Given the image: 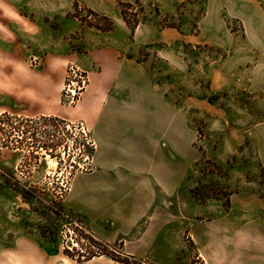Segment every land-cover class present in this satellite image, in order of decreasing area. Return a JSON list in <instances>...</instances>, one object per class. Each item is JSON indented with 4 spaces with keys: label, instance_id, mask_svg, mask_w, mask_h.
Instances as JSON below:
<instances>
[{
    "label": "crops",
    "instance_id": "1",
    "mask_svg": "<svg viewBox=\"0 0 264 264\" xmlns=\"http://www.w3.org/2000/svg\"><path fill=\"white\" fill-rule=\"evenodd\" d=\"M188 1L0 0V116L87 124L97 145L95 168L71 178L62 206L101 241L121 244L124 255L151 264H189L188 231L201 257L198 264H264V195L257 188L245 181L230 192L225 212L208 219L198 215L210 205L185 197L184 182L199 159L197 152L182 151L194 149L196 128L189 115L214 113L216 107L194 96L171 102L167 85L155 80L151 58L133 56L141 47L159 45L155 55L182 73L187 65L177 43L215 45L224 52L207 65L211 90L241 85L258 92L264 86V3L204 0L194 31L155 24L139 13L131 27L120 7L130 2L143 15L150 7L164 18ZM74 2L109 17L111 28L81 25L71 16ZM32 57L40 59L38 66L30 64ZM70 62L90 79L75 106L61 99ZM0 259L1 264H54L56 254L19 235L0 244ZM79 264L130 263L100 255Z\"/></svg>",
    "mask_w": 264,
    "mask_h": 264
},
{
    "label": "rangeland",
    "instance_id": "2",
    "mask_svg": "<svg viewBox=\"0 0 264 264\" xmlns=\"http://www.w3.org/2000/svg\"><path fill=\"white\" fill-rule=\"evenodd\" d=\"M79 6L86 5L73 3L71 16L75 19ZM203 7L204 0H190L164 18L154 8L147 7L144 15L137 4L124 8L129 16L139 13L155 24L172 23L194 31ZM77 21L86 27H96ZM228 22L240 30L238 22L231 19ZM158 47H141L133 56L138 60L151 58L155 80L167 85L171 102L185 103L187 97L194 96L205 98L216 107L214 113L201 111L199 115H189L196 128L194 149L182 148L185 155L197 152L199 156L184 182L185 197L191 195L200 205L211 207L201 211L198 218L223 214L229 205L230 192L244 187L245 181L264 195V86L255 93L241 85L214 92L207 65L219 59L223 50L209 44L177 43L176 48L187 65L180 73L155 55ZM4 121H8L6 116L0 118V122ZM53 121L17 118L16 123L0 124V244H10L19 235L37 239L49 253L56 254L54 264H79L100 255L125 261L127 255L121 251V244L101 241L64 211L62 200L71 178L93 171L96 149L87 150L92 159L85 162L74 145L62 147L61 133L57 128L54 132L51 129ZM90 136L93 138L91 130ZM184 239L186 262L198 264L201 257L188 231Z\"/></svg>",
    "mask_w": 264,
    "mask_h": 264
},
{
    "label": "built area",
    "instance_id": "3",
    "mask_svg": "<svg viewBox=\"0 0 264 264\" xmlns=\"http://www.w3.org/2000/svg\"><path fill=\"white\" fill-rule=\"evenodd\" d=\"M76 18L85 24L94 25L96 27H103L105 23L101 14L89 9L86 6L78 7V15ZM30 64L32 66H38L40 64V59L38 57H32L30 59ZM89 83L90 79L88 72L79 64L70 62L67 65L64 83L61 89L62 103L66 106H75L80 101L82 95L89 86ZM6 118L8 121L16 123L17 118L23 117L8 114ZM52 119L54 121L53 125H51V129H54V132L57 128L61 133L62 147L74 145L79 153H81L84 157V161L88 163L92 158L87 150H95L97 145L90 136V129L87 124L82 120L70 121L56 117H53ZM8 121H4L3 123L0 122V124L5 126V123H9ZM49 150L52 151V149Z\"/></svg>",
    "mask_w": 264,
    "mask_h": 264
},
{
    "label": "trees",
    "instance_id": "4",
    "mask_svg": "<svg viewBox=\"0 0 264 264\" xmlns=\"http://www.w3.org/2000/svg\"><path fill=\"white\" fill-rule=\"evenodd\" d=\"M131 5H132V7H133V4L130 3V2H126V3L121 2V3H120L121 12H122V15H123L125 21H126L131 27H134V26L137 25L138 22H139V19H138L136 13H134L132 16H129V14L127 13V11H126L125 8H124L125 6L131 8ZM123 6H124V7H123ZM101 17L105 20V23H104L103 27H97V28H98V29H102V30H109V29L111 28V26H112V20H111L109 17L105 16V15H101ZM7 115H8V114H3L2 116H7ZM2 116H0V118H1ZM125 259H126V260L123 261V262L130 263V264H143V263H142V260H140V259H135V258H132V257H130V256H125ZM144 263H145V262H144ZM145 264H146V263H145Z\"/></svg>",
    "mask_w": 264,
    "mask_h": 264
}]
</instances>
